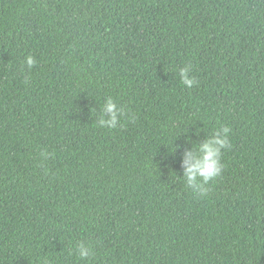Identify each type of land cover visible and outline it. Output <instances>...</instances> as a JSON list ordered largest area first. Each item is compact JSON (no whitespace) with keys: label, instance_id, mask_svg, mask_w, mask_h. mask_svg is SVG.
Here are the masks:
<instances>
[{"label":"trees","instance_id":"16d2710c","mask_svg":"<svg viewBox=\"0 0 264 264\" xmlns=\"http://www.w3.org/2000/svg\"><path fill=\"white\" fill-rule=\"evenodd\" d=\"M108 97L135 118L99 127ZM45 261L264 264V0H0V264Z\"/></svg>","mask_w":264,"mask_h":264},{"label":"clouds","instance_id":"9594fccd","mask_svg":"<svg viewBox=\"0 0 264 264\" xmlns=\"http://www.w3.org/2000/svg\"><path fill=\"white\" fill-rule=\"evenodd\" d=\"M36 58L29 54L24 58V65L29 72L36 66ZM191 65H185L179 69V78L183 86L191 89L199 85V81L191 74ZM128 116L127 110L120 106L112 97H108L101 106L97 124L101 128L116 129L121 126L122 120ZM231 128L221 126L211 136L200 142L194 149L183 153V176L181 177L188 188L198 197H206L211 191L210 185L221 176L224 164L221 162L222 152L231 147ZM174 145L172 152L177 151ZM47 158V153H42ZM76 251L80 259H87L93 253L91 248L83 242L76 245ZM45 264H49L45 261Z\"/></svg>","mask_w":264,"mask_h":264}]
</instances>
